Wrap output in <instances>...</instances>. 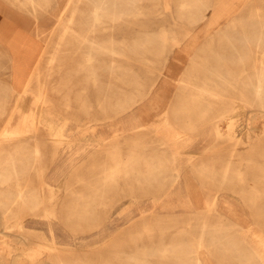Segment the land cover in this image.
<instances>
[{"label": "rangeland", "instance_id": "rangeland-1", "mask_svg": "<svg viewBox=\"0 0 264 264\" xmlns=\"http://www.w3.org/2000/svg\"><path fill=\"white\" fill-rule=\"evenodd\" d=\"M49 1L46 5L37 2L38 7L32 6L37 21L31 25L43 41L44 49L21 91H16L7 82L5 59L9 55L5 52L0 55L2 245L11 244L16 253L32 252L53 264L49 248L43 246L47 244L37 242L20 229L27 219L39 220L40 228L34 232L44 233L46 243L55 241L59 248L75 251L64 250L63 257L68 264H78L67 259L69 256L66 254L72 253L88 264H126L125 256L115 255L116 250L131 251L145 245L156 247L174 240L196 241L194 216L201 212L211 223L216 222L217 215L221 214L239 225L237 232L246 239L247 245L263 255L264 172L260 169L264 167V109L252 101L253 92L242 87V93L232 88L222 99H202V103L211 107L205 115L195 110L181 111L178 106L191 101L193 88L187 87L185 94L182 91L179 94V87L185 73L195 71L193 67L196 65L190 69L192 61L207 66L204 74L211 77L209 83L224 85L229 71L222 57L234 55L238 60L242 53L248 56L246 62L227 65L239 79L253 76L256 66L262 64L264 53L253 44L248 47L246 36L254 28H257L259 36L264 34V0H221L228 12L214 26L208 23L214 17L216 7L213 4L217 0H129L133 9L141 10L140 14L118 15L115 20L104 15V22L97 26L93 15L87 11L89 4L95 1L104 9H111L113 5L102 2L108 0ZM109 1L121 3L128 0ZM122 6L114 5L117 13ZM203 14L207 17L206 22L198 19ZM39 16L41 21H38ZM233 19L244 23L247 32L240 25L227 26ZM68 23L75 29L74 36L64 34L63 25ZM218 28L231 31L237 46L221 44L216 33ZM78 34L87 35L93 43L80 40ZM163 34L166 41L162 40ZM204 43L212 46L213 53L206 52V49L210 50L209 46L202 52ZM104 44L117 53L102 50L100 46ZM122 62L155 63L152 69L140 70L116 65ZM127 73H130L131 86L135 87L142 77L147 85L152 78H158L154 92L134 106V111L143 110L147 123L157 121L159 124L164 118H169L173 123L189 121L194 126L192 130L181 129L185 140H166L169 134L153 126L145 132L147 138L155 141L150 144L155 151H151L167 159L170 158L168 153H178L176 164L168 165L176 170L157 177L177 178L173 181L169 178L161 190L140 188L137 184L135 189H130L126 182L121 181L120 189L111 190L110 186L105 191L91 216L80 222H67L66 212L72 208L80 209L74 193H91V188L101 183L99 171L111 164L108 145L118 138L126 152L129 145L126 138L136 131L133 128L124 130L121 122L132 112L117 114V108H113L111 101L99 97L96 91L105 88L109 93L120 92ZM215 73H220V76ZM203 75L200 82H203ZM117 97L113 95L112 98ZM18 102L25 113L18 111ZM227 110L233 111L229 113ZM43 112H47L49 124L40 122ZM216 126L224 133L230 131L232 138L217 137ZM53 131L55 134L51 135ZM10 133L15 136L12 143L21 142L13 149V156L8 155L10 150L1 143L3 135ZM28 137L31 151L34 149L29 166L24 165L25 161L21 159L26 157ZM229 160L236 171L221 183L214 178L221 177V173L205 174L197 170L203 163L220 170ZM11 162H15V169ZM5 179L7 181L3 185ZM41 194L56 197L58 205L49 207L56 211L54 216L46 217L42 210L34 213L38 200L42 199ZM8 197L12 198L10 205L7 204ZM47 220L52 222V233L45 224ZM184 230L192 234L181 236L180 232ZM195 248L203 264H225L220 259L221 253L197 245ZM229 256L233 258V255ZM253 261V257L244 254L243 264H254ZM151 262L163 264L158 256ZM1 263L38 264L26 259L14 262L5 257L0 259Z\"/></svg>", "mask_w": 264, "mask_h": 264}, {"label": "crops", "instance_id": "crops-1", "mask_svg": "<svg viewBox=\"0 0 264 264\" xmlns=\"http://www.w3.org/2000/svg\"><path fill=\"white\" fill-rule=\"evenodd\" d=\"M213 5H215L214 7H218L217 2H215ZM32 6L33 5L31 4L30 0H0V55H3L4 52L9 55V58L5 59L7 65L6 77L8 80L7 82L16 91H21L24 88L34 68L36 60L38 59L39 55L42 54L44 49L43 41L36 35L34 26L31 25V23L37 21V18L35 17L36 14H34L35 10H33ZM219 6H224L222 1L219 3ZM215 12L216 10H214V14ZM39 17L40 18H38V21H41L42 17ZM201 17H198V19L206 22V15L203 14V16ZM214 17L209 21V26H214L215 24L219 23L221 18L216 19ZM250 29L248 31H250ZM230 32L231 31L227 30L222 31L218 28L216 30V33L219 34V42L221 44H227L228 39H230L234 42L232 46H237V40L233 37V35L230 34ZM250 32L251 34L249 36H246V40L247 38H252L253 35L256 36L258 34L257 28L252 29ZM247 43L249 45L248 40ZM208 46L210 50L206 49V52L208 51L210 53H213L211 50L212 46L208 45L207 43H204L201 46L202 52H204V49L208 48ZM235 62H237V60H235ZM153 63L155 62H122L117 63L116 65H121L124 69L141 70V68L152 69ZM198 64L201 63L192 61L190 69H192V67L195 65L196 67L193 68L195 70L198 69ZM202 65L205 66V64L203 63ZM205 69H207V67ZM190 73L191 72H187L185 73V76L182 77V80L180 81L179 94H181V91L183 92V94L187 92L186 91L184 93V91L187 89V87L184 85V79L187 78ZM204 76L206 75H203L202 84H205L206 82V84H208L209 86L212 85L208 81L210 80V77ZM126 77L127 79L125 80V85L122 86L120 92H118L119 90H117V92L109 93V90H105V88H99L96 91L99 97H105L103 99H105L106 101H111L113 108H117L115 109V111H117V114L131 111L132 113L130 115H125V118H123L121 122L124 125V130L133 128L136 129V131H134L133 134H130L129 138H126V143L129 144L126 152L123 151L122 143L118 138L117 141L112 142L110 145H108L107 152L109 162H111V164L99 171L101 183L96 187L91 188V193H74L73 196H75L78 208L80 209H78L77 211L75 210V208H72L68 212H66L65 217L67 220H65L67 222L76 223L91 216L95 211V207L101 203V199L105 196V191L109 189L110 186L111 190L120 189L121 181L126 182L130 189H135L137 184L140 186V188L161 190L164 189L165 184L167 183V180L169 178H172V181L173 178H177L157 177V175L160 174L164 175L169 172L171 173L173 171L172 169L176 170L175 167H168V165L172 163L171 165L174 166L176 164L178 153L174 151L168 153L167 156H170V158L167 159L151 151H155V147H150V144L154 140L147 138L145 132H147L148 128H151V126H153L155 129L163 130L169 134V137H167L166 140H182L184 138H182L181 136L183 132V130L181 129L192 130L194 127L192 122L186 121L184 122V124L173 123L169 118H164L159 124H157V121L147 123V118L143 110L138 109L137 111H134V106L140 99H143L146 97V95L152 94L154 92V88L156 86L158 78H150L151 82L149 85H147L144 81V78L142 77L141 79H139L138 87H135L131 86L130 84V73H127ZM113 95H116L118 97L113 99ZM194 96L195 94L193 91V93H191V101L189 103H181L178 106V110L187 112L194 110L192 108V103L194 102L195 98ZM100 100H102V98ZM99 105H101V102H99ZM90 107L91 105H89V109ZM152 107L154 108L153 104ZM157 107L159 106L157 105ZM89 109L83 110L87 112L89 111ZM209 109H211V107L203 103L201 110L197 112L201 113V115H205L209 111ZM230 111L233 110H227V112L232 113ZM50 127L54 129L53 125H51ZM54 134L55 132L53 131L51 135ZM216 134L219 138H232L230 131L224 133L222 129L220 127L217 128V126ZM26 141V157H22L21 159H24V165L29 166L31 165V159L33 157L32 154L34 153V149L33 152L30 149L32 145L31 142H29V137L26 139ZM54 142L57 141L54 140ZM19 150H21V148ZM42 155L44 157V153H42ZM163 155L165 156V154ZM228 162H231V171L230 174H228V177H224V168L226 167ZM228 162H226L220 170L214 169L210 164L207 163L201 164L200 167L197 168V170L205 174L209 172L219 174L221 173V177H214L215 179H219L221 183L224 180H227V178L230 179V176H232V174L236 171L232 166V161L229 160ZM20 165H22V163H20ZM204 178L208 179L211 177ZM83 181L84 180H82V182ZM45 184L47 185L48 182H45ZM97 197H99L100 200H96ZM41 198V201L38 200L37 202L34 213L42 210L45 211L44 216L50 217L51 214L54 216L56 211L54 209L50 210L49 207L55 208L58 205L56 197L53 194L50 196L41 194ZM194 219L195 223L193 224V228L197 231L193 234L195 235L196 241L174 240L167 244L157 245L156 247H149L146 245L142 247L138 246L137 249L131 251L116 250L115 255L125 256L124 262H126V264H153L151 260L156 256H158L163 264H197L199 258V256L197 255L198 249L195 248V246L197 245L199 247L207 249L211 248V251L221 253L222 257L220 259L225 262V264H243L244 254L247 257H253L255 260L253 261L254 264H260L261 261L257 257V254L259 253L249 247L247 245L246 239L237 232V230L239 229V225L232 223L228 218L223 217L221 214L217 215V221L213 223L209 222L206 216L202 215L201 212L196 214V216H194ZM25 222L27 230L33 234V237L37 242L56 246L55 241H53V243L51 244L46 243V237L44 233L34 232V229L40 228L38 227V225L40 224L39 220L27 219ZM45 224L48 227V231L52 233V222H50V220H47ZM180 233L181 236H185L188 233L192 234V232L189 230H184ZM261 243L263 245L262 252L264 254V238L261 240ZM64 250L75 252L71 248H65ZM72 254L73 255L66 254L67 256H69V258H67L68 260L77 261L78 264H88L86 263L85 259L80 257L77 258L74 253ZM229 255H233V258ZM70 257H73V259H70ZM123 259L124 258H122V260Z\"/></svg>", "mask_w": 264, "mask_h": 264}, {"label": "bare ground", "instance_id": "bare-ground-1", "mask_svg": "<svg viewBox=\"0 0 264 264\" xmlns=\"http://www.w3.org/2000/svg\"><path fill=\"white\" fill-rule=\"evenodd\" d=\"M48 1L49 0H40V1L30 0L31 4L33 6L35 5L36 7L39 6L38 3L46 5V4H48ZM102 2L104 5H106L105 3H107V5H109V6L113 5V7L111 9H107V8L104 9L100 4H98L97 2L94 1V3L89 4L90 7L87 10L88 12H90L93 15V21L95 23V26L104 22V18H102V16H104V15H107L106 16L107 19H114L115 20V19H118L117 18L118 15L120 17L123 15L129 16L132 14H140L141 13L140 9H133L132 3L129 0L126 2H121V3L120 2H116V3L110 2L109 0L107 2H104V1H102ZM217 2L220 3L221 0H218ZM49 3H50V1H49ZM99 3H101V2H99ZM119 4H121L123 6H122V8L119 9L120 13H117L116 10L114 9V5H119ZM208 7L209 6H207V8ZM215 10H216V12L214 14V16H215L214 18H216V19L221 18V16H223L224 14H226L228 12V10H226L225 6L224 7L218 6L215 8ZM262 13H264V12H262ZM239 25L242 26V28L244 29V32L247 31V26L242 22L237 23V20H235V19L230 20L227 24V26H231V27H237ZM63 29L65 32L64 34L69 33L73 36L75 35L74 34L75 29L72 27L71 23L64 24ZM78 38L80 40L85 41V42L93 43L87 35L78 34ZM162 40L166 41V35L165 34L162 35ZM247 40L249 42V47L253 44V45L257 46L259 52L264 53V34H261L260 36L258 34L256 36L253 35L252 38L249 37V38H247ZM227 42H228L227 44H229L231 46L234 44V42L230 39H228ZM100 48L106 52L111 51L112 53H117L113 48L107 46L106 44L101 45ZM262 56H264V55H262ZM222 58L224 59L223 62H225L224 66L228 67V71H229L228 72V78L225 79L224 85H219V83H215V85L209 86L208 84H206V82H205V84H202V82L199 81V78L201 77V75L204 74V72H205L204 70L207 67L206 65L204 66L202 64H198V69H196L195 71H192L190 73V75L184 79V81H185L184 85L186 87H192L194 90V94H195L194 97L195 98H194V102L192 103V108L197 112V111L201 110V108L203 106V103L201 101L202 99L203 100H204V98L222 99V97H226L229 95L228 94L229 90L232 88L239 89L240 93H242V91H241V87H242L243 90L253 92L254 97H253L252 101L255 102L259 108L264 109V59H262V61H261L262 64H258L256 66L255 72H254L252 77L248 76V78H246L245 80H242V79H239L237 76H235L233 70L227 64L228 63L241 64V63L247 61L248 56L243 55L242 53L239 54L237 62H235L236 57L234 55H232V56L231 55L230 56L224 55ZM215 75L220 76V73H215ZM248 83H249V85H248ZM238 84H240V85H238ZM252 101H250V103H252ZM17 108H18V111L20 113H25V111H23L21 104L19 102L17 103ZM0 114L3 115V112H1ZM35 121H37V120H35ZM40 122L44 125L49 124L48 119H47V112L46 113L43 112L41 114ZM5 129H6V126H5ZM3 133H4V131H3ZM7 133H9V132H7ZM3 136L4 137L2 138L1 143L3 145H6L8 150H10L8 155L13 156L14 150L18 147V145L19 146L21 145V142L18 144L12 143V138L15 136L11 133L10 134H4ZM230 163L231 162H228L226 167L224 168V177H228V174H230V171H231V168H230L231 164ZM11 164L13 165V168L15 169L16 168L15 162H11ZM27 169H28V167H27ZM260 170L262 172H264V167H261ZM16 173H17V171H16ZM17 176H18V173H17ZM6 181H7L6 179L2 181L3 185L6 183ZM19 197L22 198V193H20ZM6 200L8 201V203H7L8 205H10L12 203L11 197H8ZM25 221L21 224V226L19 225L20 229L24 233L28 232L29 235H31L33 237V234L27 230ZM43 246H47V248H49L51 255H52L51 257L54 260L53 264H68L63 257V255H64L63 250L59 249L55 245H43ZM4 257L6 259H9V260L11 259L14 262H16V261L18 262L21 259H26V260L32 261L34 263L37 262L38 264H50L48 261H44V257L34 256V254L32 252L30 254L16 253V249L13 248L11 246V244L2 245V243L0 241V259L2 260ZM257 257L261 261L260 264H264V254L263 255L257 254ZM197 264H203L202 259L200 257L198 258Z\"/></svg>", "mask_w": 264, "mask_h": 264}]
</instances>
